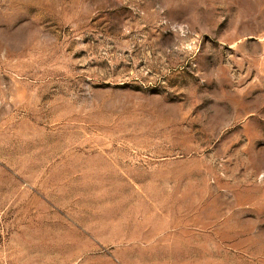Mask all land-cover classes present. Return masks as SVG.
<instances>
[{
    "label": "rangeland",
    "instance_id": "374dc122",
    "mask_svg": "<svg viewBox=\"0 0 264 264\" xmlns=\"http://www.w3.org/2000/svg\"><path fill=\"white\" fill-rule=\"evenodd\" d=\"M0 264H264V0H0Z\"/></svg>",
    "mask_w": 264,
    "mask_h": 264
}]
</instances>
